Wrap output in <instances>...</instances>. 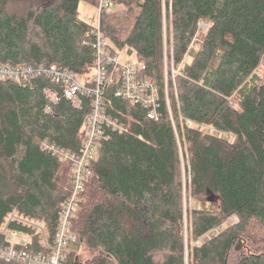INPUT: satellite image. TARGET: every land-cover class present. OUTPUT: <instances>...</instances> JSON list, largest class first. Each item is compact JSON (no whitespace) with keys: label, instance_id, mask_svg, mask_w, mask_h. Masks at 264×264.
<instances>
[{"label":"trees","instance_id":"trees-1","mask_svg":"<svg viewBox=\"0 0 264 264\" xmlns=\"http://www.w3.org/2000/svg\"><path fill=\"white\" fill-rule=\"evenodd\" d=\"M81 1L100 2L0 0V66L33 71L22 84L0 79V226L13 211L42 222L46 244L34 229L8 226L31 235L16 250L32 257L51 256L72 193V164L58 153L79 154L91 103L79 95L75 107L36 70L93 69L94 24L80 17ZM105 1L108 49L136 55L139 76L158 87V117L105 89V115L125 131L103 128L69 222L77 245L60 264H264V0ZM182 170L201 204L188 214L195 242L234 220L198 244L183 231Z\"/></svg>","mask_w":264,"mask_h":264},{"label":"built area","instance_id":"built-area-1","mask_svg":"<svg viewBox=\"0 0 264 264\" xmlns=\"http://www.w3.org/2000/svg\"><path fill=\"white\" fill-rule=\"evenodd\" d=\"M110 6L108 1L100 0L99 14L103 7L110 12ZM92 35L94 37L92 43L94 51L93 69L96 70V75L91 83L79 84L78 74L72 71L59 70L55 65L48 68L39 66L36 70L38 74L49 77L56 85H61V95L71 101L75 107L80 105L79 95L91 97L90 110L85 119V131L79 154L72 156L68 153H58L61 161L72 164L70 173L72 193L63 206L51 256L49 259L42 255L32 257L16 250L18 246L30 244L32 237L30 234L9 230L10 223L34 229L35 234L41 235L43 244L47 243V239L44 237V224L42 222L26 219L13 211L4 218V222L0 226V235H2L5 244L4 246L0 245V258L8 260L21 258L28 264H60L63 250L70 249L72 245H77L76 237L69 232V222L79 194L83 190L84 182L89 175L88 164L95 158L94 155L97 152L99 142L105 139L103 128L113 127V129H118L120 133L125 131V128L118 126L116 122L109 120L105 115L103 95L107 87H114V95L122 101L139 104L146 108L148 119L155 120L158 117L157 85L151 79L139 76L141 68L137 69L130 62L122 63L117 60V55H113L108 49L100 29L99 20L94 24ZM32 72L29 67L0 66V79L12 80L22 84ZM44 92L50 103L58 101L59 92L52 90H45Z\"/></svg>","mask_w":264,"mask_h":264},{"label":"rangeland","instance_id":"rangeland-1","mask_svg":"<svg viewBox=\"0 0 264 264\" xmlns=\"http://www.w3.org/2000/svg\"><path fill=\"white\" fill-rule=\"evenodd\" d=\"M79 15L82 19L91 20L92 24H96L98 21V9L96 8V6L90 5V4L85 3L83 1H81L79 4ZM115 51L117 54V60L118 61H120L122 63L130 62L133 65V67H135L137 69H139L141 67L135 54L128 55L126 53L125 49L115 48ZM262 70H263V67L260 66L258 68V72L261 73ZM95 75H96L95 69H91V71H89L85 74L78 75V77H77L78 83L79 84L91 83ZM203 131H207V130L203 129ZM94 157H96V154L94 155ZM182 182H183V189H184V206L188 212L187 214H185V220H184L185 226H184L183 231H184V235L187 238L186 242L189 245L194 240L192 239V237L189 236V230L187 229L188 214L190 215L192 210L198 209L201 206V204L198 201L191 198L190 195L188 194V185H187L188 184V176L184 170H182ZM209 197H211L213 199V201H216V198H214L212 195H209L208 198ZM231 222H234V220L233 219L227 220L226 222L222 223L220 226L216 227L214 230H212L211 232L206 234L203 238L199 239L198 241L196 240V242L194 241L195 244H198L200 242L202 243V242L208 240L209 238L217 235L221 230H223ZM250 232L257 233L258 228H255V229L251 230ZM77 255H78L80 261H84L87 257V254L84 250H79Z\"/></svg>","mask_w":264,"mask_h":264},{"label":"water","instance_id":"water-1","mask_svg":"<svg viewBox=\"0 0 264 264\" xmlns=\"http://www.w3.org/2000/svg\"><path fill=\"white\" fill-rule=\"evenodd\" d=\"M209 201H213V199L212 198H209Z\"/></svg>","mask_w":264,"mask_h":264}]
</instances>
